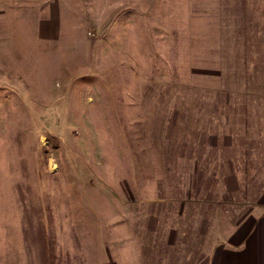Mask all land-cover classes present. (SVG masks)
<instances>
[{"label":"rangeland","instance_id":"obj_1","mask_svg":"<svg viewBox=\"0 0 264 264\" xmlns=\"http://www.w3.org/2000/svg\"><path fill=\"white\" fill-rule=\"evenodd\" d=\"M254 10L0 0V264L204 259L219 218L264 197Z\"/></svg>","mask_w":264,"mask_h":264},{"label":"crops","instance_id":"obj_2","mask_svg":"<svg viewBox=\"0 0 264 264\" xmlns=\"http://www.w3.org/2000/svg\"><path fill=\"white\" fill-rule=\"evenodd\" d=\"M250 1L255 8V24L262 25L264 0ZM52 10L50 29L41 26L39 31L47 38L56 39L59 34L58 21L54 19ZM216 224L214 241L204 259L200 251V258L195 264H264V197L243 213L220 217ZM162 264L166 263L163 261Z\"/></svg>","mask_w":264,"mask_h":264},{"label":"trees","instance_id":"obj_3","mask_svg":"<svg viewBox=\"0 0 264 264\" xmlns=\"http://www.w3.org/2000/svg\"><path fill=\"white\" fill-rule=\"evenodd\" d=\"M30 224H32V223L30 222ZM44 264H51V256L49 257V256L46 254V263H44Z\"/></svg>","mask_w":264,"mask_h":264}]
</instances>
